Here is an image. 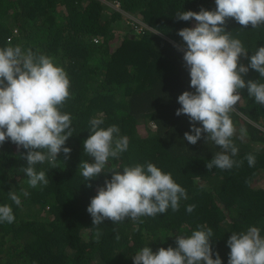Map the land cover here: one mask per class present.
Masks as SVG:
<instances>
[{
  "label": "trees",
  "instance_id": "1",
  "mask_svg": "<svg viewBox=\"0 0 264 264\" xmlns=\"http://www.w3.org/2000/svg\"><path fill=\"white\" fill-rule=\"evenodd\" d=\"M117 2L121 10L112 6ZM215 7V0H0V48H31L63 67L71 97L61 111L71 115L73 128L65 144L71 149L67 159L61 152L55 168L47 162L35 165L45 171L46 186L28 185L23 170L27 150L10 140L0 145V205H10L15 215L13 223H0V264H133L141 248L156 252L176 247L177 235L189 236L199 225L213 231V259L218 253L222 264H228L227 241L233 232L255 226L264 236V106L241 90L232 114L239 151L232 159L243 164L230 170L207 169L222 150L203 137L195 145L188 143L184 134L191 133L190 120L176 115L179 95L194 91L184 52L178 50L186 47L178 32L195 21L175 15ZM131 17L149 29H137L139 23ZM128 24L132 29L124 31ZM241 27L234 19L226 24L250 58L264 46V25ZM240 63L247 66L249 59L241 56ZM244 79L264 83L251 69ZM93 118H102L105 129L117 125L129 140L127 151L110 158L106 171L152 163L171 173L187 192L178 211L169 208L156 217H142L143 223L92 224L87 211L91 198L111 178L107 173L86 181L79 169L81 161L91 162L83 142ZM241 127L247 130L243 140ZM247 154L256 157L254 167H249ZM9 192L20 197L19 206ZM191 204L196 208L188 213Z\"/></svg>",
  "mask_w": 264,
  "mask_h": 264
},
{
  "label": "clouds",
  "instance_id": "2",
  "mask_svg": "<svg viewBox=\"0 0 264 264\" xmlns=\"http://www.w3.org/2000/svg\"><path fill=\"white\" fill-rule=\"evenodd\" d=\"M215 5L214 10L201 8L199 12L180 11L175 15L181 21H195L193 27L178 32L186 46L178 50L184 52L194 91L179 95L181 107L176 115L184 114L190 120L191 133L184 134L188 143L195 145L203 137L222 150L206 164L209 171L213 167L230 170L243 164L232 159L239 151L233 139L237 128L232 114L237 111L241 90L246 89L257 104L264 106V83L244 79L250 69L264 78V46L249 58L242 42L226 30L229 19L241 28L264 25V0H215ZM241 56L249 59L247 66L240 63ZM70 86L66 71L54 58L19 45L0 48V145L10 140L17 148L27 150L23 158L28 166L23 170L32 188L48 184L45 171H37L35 165L47 162L55 168L58 154L63 152L65 159L70 156L71 149L65 144L73 135L72 118L61 111L71 97ZM89 123L91 134L84 140L83 149L91 162L81 161V175L91 181L101 174H111L87 208L93 225L125 219L143 223L142 217H156L169 208L179 210V202L187 199V192L171 173L152 163L106 171L110 158L117 159L127 151L129 140L120 135L117 125L100 127L102 118H93ZM197 123L202 126L197 127ZM239 131V139L243 140L247 130L241 127ZM245 159L249 167L255 166L254 155L247 154ZM23 195L30 194L24 191ZM9 197L17 206L21 204L17 194L9 192ZM195 208L191 204L186 211L192 213ZM14 221L12 207L0 205V223ZM212 236L211 228L199 225L189 236L177 235L176 247H161L156 252L148 246L141 248L133 264H222L218 253L213 259ZM227 245L228 264H264V236L257 227L233 232Z\"/></svg>",
  "mask_w": 264,
  "mask_h": 264
},
{
  "label": "rangeland",
  "instance_id": "3",
  "mask_svg": "<svg viewBox=\"0 0 264 264\" xmlns=\"http://www.w3.org/2000/svg\"><path fill=\"white\" fill-rule=\"evenodd\" d=\"M108 3H109V2H108ZM109 4L111 5V3H109ZM112 6H113L115 9H117V10H121V7L118 6V4H116V3H115L114 5H112ZM128 16H130V15H128ZM131 20L135 21V20H138V19H137L136 17H131ZM129 24H130V23H129ZM129 24H128V25H129ZM130 26H131V25H129V28L125 27V30H124V29H123V30H124V31H126V30H127V31H128V30H131L132 27H130ZM115 27H116L118 30L120 29L119 31H121V28H119L118 25L115 24ZM262 185H264V180L262 181Z\"/></svg>",
  "mask_w": 264,
  "mask_h": 264
},
{
  "label": "built area",
  "instance_id": "4",
  "mask_svg": "<svg viewBox=\"0 0 264 264\" xmlns=\"http://www.w3.org/2000/svg\"><path fill=\"white\" fill-rule=\"evenodd\" d=\"M116 4H118V6H120V3H116ZM114 5V4H113ZM134 22H138L139 23V26H137V29H140V30H142L143 28H148L149 29V27L148 26H146V24H144L143 22H141L140 20H135Z\"/></svg>",
  "mask_w": 264,
  "mask_h": 264
},
{
  "label": "water",
  "instance_id": "5",
  "mask_svg": "<svg viewBox=\"0 0 264 264\" xmlns=\"http://www.w3.org/2000/svg\"><path fill=\"white\" fill-rule=\"evenodd\" d=\"M134 35H132V37H133Z\"/></svg>",
  "mask_w": 264,
  "mask_h": 264
}]
</instances>
